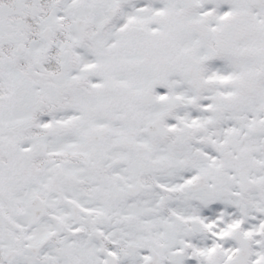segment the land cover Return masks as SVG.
Segmentation results:
<instances>
[{
	"label": "snow or ice",
	"instance_id": "snow-or-ice-1",
	"mask_svg": "<svg viewBox=\"0 0 264 264\" xmlns=\"http://www.w3.org/2000/svg\"><path fill=\"white\" fill-rule=\"evenodd\" d=\"M0 264H264V0H0Z\"/></svg>",
	"mask_w": 264,
	"mask_h": 264
}]
</instances>
